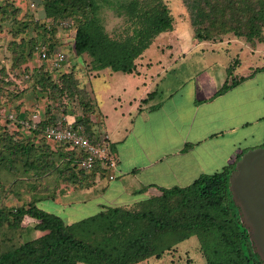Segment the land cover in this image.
Segmentation results:
<instances>
[{
	"label": "trees",
	"instance_id": "16d2710c",
	"mask_svg": "<svg viewBox=\"0 0 264 264\" xmlns=\"http://www.w3.org/2000/svg\"><path fill=\"white\" fill-rule=\"evenodd\" d=\"M103 1L42 0L40 5L44 10V20L54 23L53 26H47L33 17L28 21H16L14 38L25 34L32 26L36 30L42 29L46 38L48 35L52 38L44 43L51 58L60 51L56 49L55 23H67L68 28H75L73 50L77 56L88 55L92 59L91 71L109 69L139 75L136 61L150 48L155 38L174 29L170 9L163 0H125L115 9L118 16H126L133 22L132 33L122 39H113L99 17ZM182 1L197 41L218 44L233 36L250 44L253 49L258 44H264V0ZM16 10L13 12L15 18ZM9 13L5 6H0L2 20L8 19ZM21 40L20 43H12V70L29 64L41 47L36 40L26 42L23 37ZM39 56L42 59L40 53ZM24 71L28 76L33 73L28 67ZM34 71L37 85L57 97L64 118L55 117L51 110L39 121L35 119L36 113L27 110L15 117L11 114L14 118L9 116L6 124L0 125V177L4 172L15 176L19 165H22L25 173L42 170L43 175L62 168L60 177L77 190L94 187L100 180L109 179L112 171L103 163L97 162L92 171H86L80 163L83 156L76 148L57 143L60 149L53 151L44 135L47 127L56 126L60 121L68 123L65 118L71 110L67 101H78L82 114L76 117L74 129L80 127L81 133L91 143L100 140L92 119L95 105L81 87L79 79L73 73H64L55 82L49 73ZM260 71L264 68L256 69L249 76H237L230 69L231 83H226L218 95L237 87ZM156 93L149 94L143 102L154 99ZM26 128L34 133L35 138L42 135L40 140L23 137L20 130ZM235 164L221 172L204 174L187 187L161 188V196L143 202L139 211L108 208L73 224H67L59 216L38 208L36 202L40 198L8 207V197H2L1 193L5 186L0 185V264H142L153 257L161 259L167 251L174 250L178 242L192 237L199 239L206 264H264L255 252L230 190V176ZM12 194L19 197L15 190ZM27 217L36 221L35 231L45 234L16 243L9 232L20 230ZM167 235L173 237V243L160 247L158 241ZM191 262L188 260L187 264Z\"/></svg>",
	"mask_w": 264,
	"mask_h": 264
},
{
	"label": "rangeland",
	"instance_id": "374dc122",
	"mask_svg": "<svg viewBox=\"0 0 264 264\" xmlns=\"http://www.w3.org/2000/svg\"><path fill=\"white\" fill-rule=\"evenodd\" d=\"M124 1L104 0V5L99 14L106 32L113 39H122L127 34L132 33L133 22L128 17H120L116 13L115 8ZM163 2L168 6L173 16L174 29L155 38L150 48L136 61L137 66H139V76L122 72L115 74L110 70H104L101 76L93 77V71H91L92 59L88 55L77 56L73 50L75 28H68L67 23L61 22L55 23L57 28L55 39L58 40L56 49L66 55V62L61 68H55L50 59H41L39 53L36 52L29 64L21 69L12 70L14 62L13 41L20 43L23 37L26 42L36 40L37 45L45 47L44 43L52 39L50 35L46 38L42 29L36 30L34 26L16 39L13 34L14 23L16 21H28L31 17L39 20V22L46 23L47 26L52 27L54 23L44 20V10L42 5H40L42 0H0V6H5L10 12L9 18L6 20H2L0 15V78L2 79L0 125H5L9 116L10 118L12 115L15 117L19 112L26 110L36 113V116L39 117L36 118V121H39L40 118H45L50 110V113L55 117L63 119L57 97L37 85L34 70L37 69L42 73H49L55 82H58L64 73H73L79 79L81 87L87 91L93 100L96 112L92 119L95 123L96 134L101 139L106 135L102 131L106 126L103 125L101 127L102 115L107 114L109 116V120H106L109 124L115 123L121 117V108H127L123 98L122 103H119L118 99L120 97L112 99L109 98L108 94L110 92L119 94L127 91L130 95L140 96L145 90L154 88L152 84L154 80H157L156 75L161 74L160 79L157 81L158 85L155 88L157 95L152 99V105H159L154 110L163 105V110L155 111L150 116L151 123L145 125L149 127L152 137L156 138L155 144L166 143V148L172 149L179 146L182 137L185 135L184 130H187L191 122L194 121L193 115L195 112L193 111L192 113L191 110H194V105L200 104L199 112L197 111L198 125L203 123L206 125L205 129L208 130L210 128L207 122L208 119L213 122L221 120L219 126L223 129L236 126L237 137L241 138L240 142L242 145L245 143L243 147V149L245 148V153L252 149L264 147V142L258 143V139L253 140L255 137L254 132L253 138H250V134L258 126L254 113L250 112L251 106L255 105L256 102L258 105L263 106L260 117L264 118L263 103L250 98V95L261 87L264 90V76L262 78L255 77L256 79L253 83L241 85L242 87L233 94L220 98V96L229 93L231 89L218 95L226 83H231L230 69H233L237 76H249L256 69L264 68V44H259L256 49H253L250 44L243 40V42H237L233 38L231 41H227L230 39L228 37L223 42H220L221 44L201 43L193 36L189 13L183 1L163 0ZM33 3L35 4L34 8L32 7ZM16 9L18 12L15 18L13 17V12ZM27 67L30 72H33L31 76H28V73L24 71ZM153 76H155L154 79L152 78ZM223 79L224 82L222 81ZM137 85L140 89L135 87ZM216 87L218 89L212 99H204V101L200 102L199 99L206 98L205 96L214 92ZM191 88H193L194 94L189 96L187 91L191 90ZM202 88L204 92H202ZM240 100L247 101V104L235 105ZM67 102V107L71 111L69 112L70 115L66 116L65 119L74 121L77 116L82 114L80 104L78 101ZM203 103L205 104L203 105ZM115 107L119 110L114 111ZM244 118L250 120V125L239 126ZM132 120L133 118L129 119L127 123L130 125ZM138 121H140V118L135 119V124ZM20 133L26 139L29 137L35 138L34 133L28 131L27 128L21 129ZM225 135L228 136L227 134ZM36 137L35 141H39L42 135L39 134ZM217 138L216 140L208 139V142L211 140H222L220 137ZM134 142L133 138L130 137L126 143L120 146H130ZM47 144L53 151L60 149V145L53 141L48 140ZM37 145H40V143ZM121 148L116 145L117 153ZM18 168V174L15 176L4 172L0 177L1 187L5 186L4 189H1L2 197H8L6 200L8 207L20 206L22 202L28 203L31 200L40 198L41 200L36 202L38 208L59 216L67 224L80 222L100 212L98 204L102 202V198L89 200L85 204L83 202L85 200L83 199L84 196L79 193L80 190H77V187L74 188L72 185L66 184L64 178L60 177L59 172L62 168H58L46 175H43L44 171L42 170H31L25 173L22 165H19ZM221 171L223 169L217 172ZM14 190L19 193V197L12 194ZM70 194V197L73 196L72 201L69 198L66 200L68 203H64L66 202L65 199H67L66 195ZM141 206L142 204L130 210H134L133 212L135 210L139 211ZM35 224V220L27 217L20 230L14 233L9 232V234L15 237L16 243L17 241H29L44 235L45 233L35 231ZM0 236L2 235L0 234ZM172 243L173 237L167 235L158 241L157 244L160 247H166ZM174 247V250L167 251L161 259L153 257L146 263L187 264L188 260H191V264H206V260L200 251L201 246L197 237L178 242ZM146 263L143 262L142 264Z\"/></svg>",
	"mask_w": 264,
	"mask_h": 264
},
{
	"label": "crops",
	"instance_id": "0c3cea01",
	"mask_svg": "<svg viewBox=\"0 0 264 264\" xmlns=\"http://www.w3.org/2000/svg\"><path fill=\"white\" fill-rule=\"evenodd\" d=\"M228 38L230 39L227 41H231L235 37L229 36ZM234 40L243 42L237 38ZM164 70L166 69L164 68ZM102 71L104 70L93 71L92 76L99 77ZM113 73L116 74L120 72ZM131 75L139 76L135 74ZM160 76L161 74L156 75L157 80H154L152 84L154 88H152V90H145L140 96L130 95L127 91L119 94L111 92L108 94L109 98L112 99L120 97L118 99L119 103H122L123 98V102L127 107L123 109L121 106V117L115 123L109 124L106 122V120H109V116L107 114L102 115L101 127L103 125L106 126V128L102 130L104 131L103 134L109 135L111 147L118 162L117 178L114 181H109L108 179L100 180L94 187L79 191V193L84 196L83 199L85 200L83 202L85 204L89 200L99 197L102 198V202L98 204L100 207V212H98V214L106 211L108 208L134 209L153 197L161 196V188L170 189L176 186H189L204 174H213L224 169L226 166L229 167L234 165L237 163L238 157L245 153V148L243 149L245 143L242 145L240 142L241 138L237 137L236 126L223 129L219 126L221 120L216 121L215 119L214 122L209 119L207 120L208 126H210L208 130L205 129L206 125L203 123H199L198 125L197 111L199 112L200 104L193 106L194 110L191 111L192 113L193 111L195 112L193 115L194 121L191 122L187 130H184L185 135L182 137L179 146L172 149L166 148V143L155 144L156 138L152 137L149 127L145 125L151 123L150 116L153 115L155 111L163 110V105H160V108L154 110L159 105H152L153 100H150L148 103H144L143 101L148 98L149 94L155 92V88L158 85L157 81L160 79ZM263 76L264 71L256 73L250 80L241 83L229 93L220 96V98L233 94L244 84L253 83L256 79L255 77L262 78ZM152 78L154 79L155 76ZM224 79L222 80L223 82ZM187 83L189 84V82ZM135 87L140 89L138 85ZM217 89L218 87L215 88L214 92L205 96L206 98L199 99L200 102L204 101V99H212L216 95L215 92ZM202 92H204L203 88ZM187 93L189 96H192L194 94L193 88L187 91ZM250 96L249 97L252 99L254 98L255 101H261L264 105V90L262 87L254 91ZM204 104L205 103H203V105ZM241 104H247V101L240 100L235 103V105ZM114 109V111L119 110L117 107ZM262 109L263 106L258 105L257 102L250 108V112L254 113L256 123L258 122V126L252 131L250 138H253L254 132L255 137L253 140L258 139V143L261 141L264 142V118L260 117ZM37 117L38 116H36L35 119ZM131 118H133V120L129 125L127 122ZM138 118H140V121L135 124V119L137 120ZM41 119L42 118L39 120ZM74 121L67 122L73 124ZM247 125H250V120L245 118L239 124V126L242 127ZM130 137L135 141L132 145L120 146L126 143ZM217 137L222 138V140H211L208 142V139L216 140ZM151 140L153 141L151 142ZM116 145H118V148L122 147L118 153ZM70 196L71 194L66 195L67 199H65V201L69 198H71L72 201L73 196ZM64 203H68V201Z\"/></svg>",
	"mask_w": 264,
	"mask_h": 264
},
{
	"label": "water",
	"instance_id": "95a60500",
	"mask_svg": "<svg viewBox=\"0 0 264 264\" xmlns=\"http://www.w3.org/2000/svg\"><path fill=\"white\" fill-rule=\"evenodd\" d=\"M230 190L255 252L264 262V147L244 153L237 161Z\"/></svg>",
	"mask_w": 264,
	"mask_h": 264
},
{
	"label": "built area",
	"instance_id": "2783aa9c",
	"mask_svg": "<svg viewBox=\"0 0 264 264\" xmlns=\"http://www.w3.org/2000/svg\"><path fill=\"white\" fill-rule=\"evenodd\" d=\"M35 7V4H32ZM38 52L42 59L51 60L55 68H61L66 62V55L62 51H57L50 58L48 56L47 48L39 47ZM13 119V116L11 117ZM44 135L50 141L61 144H69L76 148L83 156L81 160V167L86 171H92L97 162L103 163L108 169L112 171L109 176V181H114L117 178L118 162L111 147V140L109 135L102 137L97 143H91L79 129H74L73 124L62 121L56 126H49L46 128Z\"/></svg>",
	"mask_w": 264,
	"mask_h": 264
}]
</instances>
